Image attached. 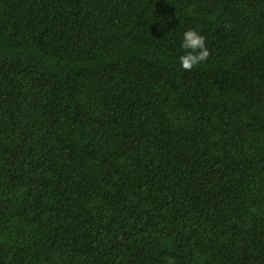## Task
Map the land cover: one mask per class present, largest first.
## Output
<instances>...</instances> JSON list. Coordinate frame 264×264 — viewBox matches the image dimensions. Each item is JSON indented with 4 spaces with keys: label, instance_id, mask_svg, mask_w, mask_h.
Wrapping results in <instances>:
<instances>
[{
    "label": "trees",
    "instance_id": "1",
    "mask_svg": "<svg viewBox=\"0 0 264 264\" xmlns=\"http://www.w3.org/2000/svg\"><path fill=\"white\" fill-rule=\"evenodd\" d=\"M0 264H264V0H0Z\"/></svg>",
    "mask_w": 264,
    "mask_h": 264
},
{
    "label": "clouds",
    "instance_id": "2",
    "mask_svg": "<svg viewBox=\"0 0 264 264\" xmlns=\"http://www.w3.org/2000/svg\"><path fill=\"white\" fill-rule=\"evenodd\" d=\"M181 47L185 49V53L179 57V62L186 72H190L194 67L205 62L210 55L205 44V37L192 28L183 33Z\"/></svg>",
    "mask_w": 264,
    "mask_h": 264
}]
</instances>
